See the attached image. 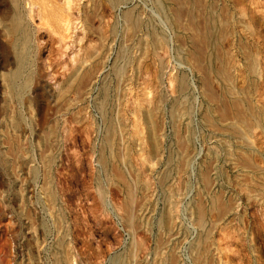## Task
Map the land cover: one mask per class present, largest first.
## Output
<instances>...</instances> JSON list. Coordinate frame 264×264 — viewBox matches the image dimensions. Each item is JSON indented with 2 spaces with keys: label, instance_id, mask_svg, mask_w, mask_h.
Returning a JSON list of instances; mask_svg holds the SVG:
<instances>
[{
  "label": "rangeland",
  "instance_id": "rangeland-1",
  "mask_svg": "<svg viewBox=\"0 0 264 264\" xmlns=\"http://www.w3.org/2000/svg\"><path fill=\"white\" fill-rule=\"evenodd\" d=\"M66 1L50 2L51 6L56 3L53 7L66 6L64 13L70 19L66 38L52 31L53 25H59L57 21L52 20L50 25L43 23L39 15L37 18L38 7L36 17L27 21L33 35L28 64L17 83L21 88L29 78L23 91L15 93L7 82V74L16 67L14 62L8 69L0 66V264H264V0H202L203 9L194 4V13H200L195 16V24L199 20L208 25V30L203 24L196 25L201 30L198 41L175 22L172 10L178 6L174 0H70L69 10ZM221 9L228 13L223 10L226 14H221ZM230 11L231 16H227ZM229 16L234 19L230 21ZM3 19L0 33L6 36L3 27L9 21ZM218 21L230 26L222 24L228 27L220 28ZM241 21L253 27H242ZM178 35L185 39L179 40ZM245 51L252 53L251 57L247 55L250 59ZM194 57L201 60L200 66L192 61ZM226 57L230 61L226 62ZM253 64H258V70L252 68ZM214 68L216 73L211 71ZM251 69L257 73L250 74ZM221 71L227 72L225 76ZM201 72L207 81L201 80ZM205 82L210 86L206 87ZM232 83L235 88H230ZM202 86L208 91L204 92ZM207 88H215L212 92L216 96H209ZM240 90H245V95ZM231 94L237 99H231L233 104L229 103ZM222 97L227 102L221 101ZM237 103L244 109L250 106L254 112L245 124L234 118L236 110L231 106ZM208 112L212 122L206 116ZM217 113L226 115L225 119ZM151 119H156V124ZM237 125L240 136L236 135ZM150 128L158 134L156 145L161 143L156 153ZM247 139L254 144H247ZM251 173L256 175L252 177ZM244 177L245 185L241 179Z\"/></svg>",
  "mask_w": 264,
  "mask_h": 264
},
{
  "label": "bare ground",
  "instance_id": "bare-ground-1",
  "mask_svg": "<svg viewBox=\"0 0 264 264\" xmlns=\"http://www.w3.org/2000/svg\"><path fill=\"white\" fill-rule=\"evenodd\" d=\"M52 0H24V2H23V0H0V16H1V18H4V19H8V21L9 22H7L6 23V25H5V27H3V28H6V31H7V34H6V36H4L3 34L1 35V33H0V35L2 36V37H4V39L3 38H1L0 37V66L3 68V69H8V67H10L11 65H12V63L14 62V64L16 65V67L14 68V69H10L11 71L7 74V82H8V85H10V87H11V89L13 90V91H15V93L16 92H21V91H23V89L28 85V81H29V78L28 79H26V82L23 84V85H21V88H18V84L17 83H19L18 82V79L23 75V71H24V66H25V64H28L27 62H28V48H29V44H30V41H32L31 40V35H33V33L32 34H30V31H29V27L27 26V21L29 20L30 22H31V20H33V18H34V16L36 17V15L35 14H37V18H38V15L40 16L39 17V19L41 18V20H42V22L44 23V22H46V24L47 23H49L50 24V22L53 20V21H57L58 23H59V25H57V23H56V25H57V27H56V25L54 26L53 25V32L55 33V32H57L60 36L59 37H62V39L65 37V35H67L65 32L69 29V24H70V19H69V17L67 16V13L65 14L64 12L66 11V6H65V11H64V9L61 7V5L59 6V4H58V6L57 7H53V6H51L50 5V2H51ZM118 1V0H117ZM160 1H164V0H160ZM168 1V0H167ZM172 1V0H171ZM175 1V3L177 4V6L179 7V9H178V7H177V9H176V11L173 9V8H171V9H173L172 11H174V17H175V22L178 24V25H180L182 28L181 29H183V30H185V31H187L188 33H189V35H191V37L193 38V39H196V38H198V36H199V34H198V30H200L197 26H198V24L200 23L199 22V20H198V22H197V24H195V16L199 13V10H198V8H197V10H198V13L197 14H195L194 13V11L196 10V7L195 6H197V5H203V4H201L202 3V0H195V1H192V2H190V0L189 1H187V0H174ZM173 1V2H174ZM204 1V0H203ZM206 1V0H205ZM208 1V0H207ZM215 1V0H214ZM213 1V2H214ZM159 2V1H158ZM164 2H166V1H164ZM163 2V3H164ZM168 2H170V1H168ZM167 2V3H168ZM209 2V1H208ZM212 2V1H211ZM210 2V3H211ZM30 3V4H29ZM59 3V2H58ZM64 3V2H63ZM67 3V4H66ZM69 3H70V0H67L66 2H65V4L68 6V10H69V8H70V5H69ZM215 3V2H214ZM217 3H218V5L220 6V3L217 1ZM28 4V6H30V7H26V5ZM65 4H63L62 6H64ZM159 4V3H158ZM194 4H195V6H194ZM213 4V3H212ZM171 5H172V3H171ZM56 6V5H55ZM159 6V5H158ZM176 5H174V8H176L175 7ZM198 6V7H199ZM200 6V7H201ZM206 6V5H205ZM208 6V5H207ZM215 6H217V5H215ZM35 7L37 8L38 7V11L35 9ZM212 7H213V5H212ZM218 7V6H217ZM26 8H29L28 10L26 9ZM160 9H161V7H159ZM202 9H203V6L201 7ZM206 9H207V7H205ZM209 8V7H208ZM220 8H221V6H220ZM223 8V7H222ZM35 9V10H34ZM166 11H167V8H164ZM200 9V8H199ZM201 9V10H202ZM214 9V8H213ZM218 9H219V7H218ZM222 10V9H221ZM224 10V12H226L225 11V9H223ZM223 10H222V12H221V14H224L223 13ZM37 11V13H35L34 14V12H36ZM207 11H208V9H207ZM212 11V10H211ZM215 11H218V10H215ZM242 11V10H241ZM241 11H240V15H241ZM244 11V10H243ZM67 12V11H66ZM164 12V11H163ZM169 12H170V10H169ZM219 12V11H218ZM238 12L239 11H237V15H238ZM133 13V12H132ZM167 13V12H166ZM171 13V12H170ZM173 13V12H172ZM202 13V12H201ZM205 13H206V11H205ZM215 13V12H214ZM217 13V12H216ZM220 13V12H219ZM226 13H228V11L226 12ZM225 13V14H226ZM230 13H231V11L229 12V14H227V16L228 15H230ZM246 13V12H245ZM70 14V13H69ZM129 14H131V13H129ZM128 14V15H129ZM206 14H208V13H206ZM221 14H219L220 15V17H222V18H224L223 16H221ZM224 14V15H225ZM247 14V13H246ZM71 15V14H70ZM69 15V16H70ZM127 15V16H128ZM133 15H134V13H133ZM132 15V16H133ZM172 15V14H171ZM199 15H200V13H199ZM218 15V16H219ZM127 16H126V19H127ZM214 16V15H213ZM212 16V18H214ZM231 16V15H230ZM229 16V18L231 19V17ZM245 16V15H244ZM134 17H135V15H134ZM202 17H204V15L202 16ZM207 17H209V16H207ZM219 17V18H220ZM237 17V16H236ZM242 16H240V18H241ZM247 17V16H246ZM248 17H249V15H248ZM0 18V19H1ZM171 18V17H170ZM169 18V19H170ZM198 18V17H197ZM197 18H196V21H197ZM217 18V17H216ZM222 18H221V20H222ZM227 18V17H226ZM238 18V17H237ZM237 18H235L236 19V21H237ZM255 18V17H254ZM3 19V20H4ZM130 20H131V18H129ZM134 20V22H135V18H133ZM201 19V18H200ZM203 19L204 18H202L201 19V21H203ZM208 19V18H207ZM228 19V18H227ZM229 19V20H230ZM232 19H234V18H232ZM232 19L230 20V21H232ZM242 19V18H241ZM246 19H248V18H246ZM35 20H37V19H35ZM34 20V21H35ZM220 20V21H221ZM225 21H226V19H224ZM224 20H222V21H224ZM245 20V19H244ZM249 20V19H248ZM256 20V19H255ZM1 21V20H0ZM129 21V20H128ZM137 21V20H136ZM169 21H172V20H169ZM206 21V20H205ZM209 21V20H208ZM211 21H213L212 19H211ZM210 21V22H211ZM215 21V20H214ZM224 21V22H225ZM234 21V20H233ZM238 21H239V19H238ZM242 21H243V19H242ZM241 21V22H242ZM204 22V21H203ZM219 22V21H218ZM240 22V21H239ZM246 22V21H245ZM250 22V21H249ZM253 22V21H252ZM135 23H138V22H135ZM172 24L174 23V22H171ZM206 23V22H205ZM209 23V22H208ZM219 23H221V22H219ZM229 24H230V22H228ZM244 22H242L241 23V25L243 24ZM3 24V23H2ZM1 24V25H2ZM30 24V23H29ZM38 24V23H37ZM40 24V23H39ZM54 24H55V22H54ZM200 24H203V23H200ZM214 24V23H213ZM222 24H227V23H221V25H220V28H221V26H227V25H222ZM249 23H247L246 25L245 24H243L242 25V27H244V25L247 27V28H249V27H251L252 26V24H251V26L249 25V27L247 26ZM0 25V26H1ZM32 25V24H31ZM42 25V24H41ZM45 25V24H44ZM50 25H52V24H50ZM174 25H175V23H174ZM197 25V26H196ZM207 25V24H206ZM30 26V25H29ZM39 26V25H38ZM135 26V25H134ZM133 26V27H134ZM138 26V25H137ZM203 26H204V24H203ZM208 26V25H207ZM206 26V27H207ZM228 26H230V25H228ZM227 26V27H228ZM31 27V26H30ZM47 27H49V25H47ZM205 27V26H204ZM203 27V28H204ZM205 27V28H206ZM210 27V26H209ZM208 27V28H209ZM213 27H215V26H213ZM253 27V26H252ZM1 28V27H0ZM179 28V27H178ZM200 28H202L201 27V25H200ZM204 28V29H205ZM210 28H212V27H210ZM31 29V28H30ZM49 29H50V27H49ZM207 29V28H206ZM219 29V28H218ZM222 29H223V27H222ZM225 29V28H224ZM175 30H177L176 28H175ZM182 30V31H183ZM203 30V29H202ZM208 30V29H207ZM211 30V29H210ZM213 30V29H212ZM226 31H228L229 29H225ZM224 30V31H225ZM253 30V29H252ZM2 31V30H1ZM0 31V32H1ZM32 31V30H31ZM34 31V30H33ZM32 31V32H33ZM136 31V30H135ZM135 31H133V33L135 32ZM179 31H180V28H179ZM201 31V30H200ZM216 31H218L217 30V28H216ZM219 31H220V29H219ZM223 31V30H222ZM231 31V30H230ZM229 31V32H230ZM249 31V30H248ZM251 31V30H250ZM254 31V30H253ZM186 32V33H187ZM212 32V31H211ZM228 32V33H229ZM255 32V31H254ZM3 33V32H2ZM132 33V32H131ZM133 33H132V35H133ZM179 33V32H178ZM182 33V32H181ZM180 33V34H181ZM200 33V32H199ZM204 33H207L206 31H204ZM204 33H202V34H204ZM209 33V35H210V31L208 32ZM218 33V32H217ZM220 33V32H219ZM231 33V32H230ZM253 33V32H252ZM155 35V34H154ZM200 35H201V33H200ZM220 35H221V33H220ZM223 35H225V34H223ZM223 35H222V37H223ZM68 36V35H67ZM66 36V37H67ZM156 36V35H155ZM210 36H212V35H210ZM216 36H218L217 38H220L219 37V34L217 35L216 34ZM65 37V38H66ZM129 37H130V35H129ZM159 37V36H158ZM180 37V35H178V38ZM187 37V36H186ZM190 37V38H191ZM204 37H205V35H204ZM214 37H215V34H214ZM225 37H228V34L226 33V36ZM182 38H184L185 39V37H184V35L182 36ZM182 38H179V40H182ZM202 38H203V36H202ZM201 38V39H202ZM208 37L206 36L205 37V39H207ZM61 39V38H60ZM61 39V40H62ZM130 39V38H129ZM160 39V38H159ZM158 39V40H159ZM161 39H162V37H161ZM187 39H189V36L187 37ZM226 39V38H225ZM225 39H223V40H225ZM131 40V39H130ZM155 40V39H154ZM178 40V39H177ZM178 40V41H179ZM197 41H198V39H196ZM195 40V41H196ZM208 40H211V38L210 39H208ZM218 40V39H217ZM221 40H222V38H221ZM132 41H134L133 40V36H132ZM132 41H131V43L130 44H132ZM152 41H153V39H152ZM157 41V40H156ZM161 41V40H160ZM185 41V40H184ZM192 41V40H191ZM194 41V40H193ZM197 41L195 42V43H197ZM206 41V40H205ZM212 41H213V39H212ZM164 42V41H163ZM208 42V41H207ZM206 42V43H207ZM217 42V41H216ZM215 42V43H216ZM220 42H222V41H220ZM219 42V43H220ZM161 43V42H160ZM182 42H180L179 44H181ZM200 43V42H199ZM198 43V44H199ZM215 43L213 42V44H212V47L213 46H215ZM32 44V43H31ZM152 44H154V42L152 43ZM164 44H165V42H164ZM183 44V43H182ZM223 44V43H222ZM157 45V44H156ZM186 44H184V46H185ZM195 45V44H194ZM197 45V44H196ZM200 45H202V43L200 44ZM204 45V44H203ZM218 45V44H217ZM221 45V44H220ZM154 46V45H153ZM161 46V49H162V45H160ZM160 46H158V47H160ZM178 46V45H177ZM183 46V47H184ZM191 46V45H190ZM157 47V46H156ZM156 47H155V50H156ZM203 47V49H204V46H202ZM202 47H201V49H202ZM206 47V46H205ZM209 47V46H208ZM154 48V47H153ZM165 48H166V46H165ZM164 48V49H165ZM179 48V47H178ZM181 49H182V47H180ZM179 48V49H180ZM192 48V47H191ZM197 48V47H196ZM159 49V48H158ZM163 49V50H164ZM188 49H190V47H188ZM187 49V50H188ZM199 50L198 49V51H203V50ZM205 49H207V48H205ZM204 49V50H205ZM209 49L210 48H208V51H209ZM217 49V47L215 48V50ZM218 49H219V47H218ZM160 50V49H159ZM187 50H184V53H185V51H187ZM192 50V49H191ZM195 50V49H194ZM220 50V49H219ZM223 48H222V50H220V52L222 51L223 52ZM245 50V49H244ZM197 51V50H196ZM211 51V50H210ZM218 51V50H217ZM217 51H215V53L217 52ZM246 51H249V50H247L246 49ZM245 51V55L247 56V55H250V57H251V54H247V52ZM31 52V51H30ZM156 52V51H155ZM158 52V51H157ZM165 53H166V51H164ZM182 52V51H181ZM180 52V53H181ZM191 52V51H190ZM189 52V53H190ZM193 52V51H192ZM204 52V51H203ZM220 52H218V53H220ZM250 52V51H249ZM159 53H160V51H159ZM195 54H196V52H194ZM198 53V52H197ZM201 54H204V53H202V52H200ZM211 53V52H210ZM214 53V52H213ZM194 54V55H195ZM201 54H200V56H201ZM207 54V53H206ZM223 53H221V56H223L222 55ZM225 54H226V56H227V52H225ZM255 54V53H254ZM184 55V54H183ZM186 55V54H185ZM184 55V56H185ZM188 55V54H187ZM199 55V54H198ZM198 55H195V56H197V57H199ZM228 55H231V54H228ZM257 55V54H256ZM163 56H164V54H163ZM192 56V54L190 55V57ZM205 56V55H204ZM207 56H208V54H207ZM211 56H212V54H211ZM211 56H209V58L211 57ZM218 56V55H217ZM254 56V55H253ZM252 56V58H254ZM259 56V55H258ZM257 56V58L259 59V57ZM197 57H194L195 58V60H194V58H193V60L192 61H194L195 62V64L196 65H199V64H201V60L200 59H202V57L199 59V58H197ZM206 57V56H205ZM228 57V56H227ZM226 57V58H227ZM248 57V56H247ZM250 57H248L249 59H250ZM164 58V57H163ZM185 58V57H184ZM211 58H213V57H211ZM217 58V57H216ZM225 58V57H224ZM251 58V59H252ZM257 58H255V59H257ZM261 58V57H260ZM188 59V58H187ZM223 59V58H222ZM232 59H233V57H232ZM246 59V58H245ZM249 59H246V60H248V61H251V60H249ZM205 60V59H204ZM228 60L230 61V59H228L227 58V61L226 62H228ZM162 61V60H161ZM192 61H190V62H192ZM214 61V60H213ZM218 61H219V59H218ZM203 62H206V61H203ZM215 62V61H214ZM231 62H233V60L231 61ZM253 62H255V61H253ZM187 63V62H186ZM216 63V62H215ZM234 63V62H233ZM251 63V62H250ZM258 63V62H257ZM13 64V65H14ZM187 64H189V63H187ZM203 64V63H202ZM210 64V63H209ZM222 64H224V62L222 63ZM191 65H192V63H191ZM213 65V64H212ZM216 65V64H215ZM225 65V64H224ZM223 65V66H224ZM228 65V64H227ZM232 65H234V64H232ZM247 65H249V64H247ZM200 66V65H199ZM208 66V65H207ZM219 66H220V64H219ZM219 66H218V68H219ZM223 66H221V67H223ZM246 66V65H245ZM252 66V68L254 69L255 68V70H256V68H257V66H258V64H257V66L256 65H251ZM260 66V65H259ZM12 67V66H11ZM203 67V66H202ZM220 67V68H221ZM227 67V66H226ZM229 68H230V66H228ZM246 67H248V66H246ZM194 68V67H193ZM195 68H196V66H195ZM198 68V67H197ZM201 68V67H200ZM213 68V67H212ZM216 68V67H215ZM213 69V70H211V71H216L217 72V70L216 69ZM224 68V67H223ZM222 68V69H223ZM231 68H232V66H231ZM236 68V67H235ZM251 68V67H250ZM120 69V68H119ZM205 69V68H204ZM208 69V68H207ZM207 69H206V71L205 72H207ZM227 69V71H228V68H226ZM226 69H225V71H226ZM253 69H251L250 70V74H252L251 72H254L255 70H253ZM197 70V69H196ZM209 70V69H208ZM220 70V69H219ZM224 70V69H223ZM231 70V69H230ZM230 70H229V72H230ZM248 70V69H247ZM253 70V71H252ZM257 70H258V68H257ZM260 70V69H259ZM198 71L199 70H197V73H198ZM214 71V72H215ZM232 71V70H231ZM2 72V71H1ZM215 72V73H216ZM221 72H223V71H221ZM233 74H234V69H233ZM231 72V73H232ZM200 73V72H199ZM198 73V75H200ZM201 73H203V72H201ZM212 73V72H211ZM224 73V76H225V73H227V72H223ZM223 73H222V76H223ZM231 73H229V74H231ZM255 73V72H254ZM257 73V72H256ZM255 73V74H256ZM208 74V73H207ZM219 74H221V73H219ZM229 74H226V75H229ZM258 74H259V72H258ZM258 74H257V76H258ZM116 75H117V72H116ZM115 75V76H116ZM124 75V74H123ZM209 75V74H208ZM211 75V74H210ZM178 77H179V75H177ZM203 76H204V73H203ZM202 76V77H203ZM212 76H213V74H212ZM216 76H219L218 75V73H217V75ZM223 76V77H224ZM233 76V75H232ZM254 76V75H253ZM123 77V76H122ZM199 77H201V76H199ZM207 77V76H206ZM215 77V76H214ZM213 77V78H214ZM1 78H2V76H1ZM23 77H21V79H22ZM92 78V77H91ZM173 78V77H172ZM177 78V77H176ZM176 78H174V80L176 79ZM205 78V76L203 77V78H201V80L203 79V81L206 79H204ZM209 78V77H208ZM217 78V77H216ZM222 77H220V79H221ZM226 78V77H225ZM233 78H235V77H232V79ZM255 78V77H254ZM4 79V78H3ZM6 79V78H5ZM4 79V80H5ZM171 79V78H170ZM224 79V78H223ZM20 80V79H19ZM89 80H90V78H89ZM173 80V79H172ZM171 80V82H173ZM185 80V79H184ZM183 80V81H184ZM209 80V79H208ZM211 80V79H210ZM209 80V81H210ZM214 80V79H213ZM217 80H218V78H217ZM222 80V79H221ZM176 81V80H175ZM178 81V80H177ZM183 81H181L182 82V84H183ZM206 81H207V79H206ZM212 81V80H211ZM230 81H231V78H230ZM234 81V80H233ZM7 82H5V83H7ZM21 82H22V80H21ZM179 82V81H178ZM202 82V81H201ZM200 82V83H201ZM214 81H212V85L213 84H215V83H213ZM224 82V81H223ZM232 82V81H231ZM177 83V82H176ZM206 83L207 82H205L204 83V85L206 86ZM218 83H219V81H218ZM174 84V83H173ZM202 84H203V82H202ZM208 84H210V83H208ZM229 85L231 84V83H228ZM7 85V84H6ZM201 85V84H200ZM203 85V86H204ZM217 85V84H216ZM222 85H224V84H221V86ZM226 85H227V83H226ZM225 85V86H226ZM232 87L230 86V88H235L236 86H235V83H232ZM249 85H251V84H248V86ZM253 85V84H252ZM0 86H2L1 85V81H0ZM184 86H185V84H184ZM183 86V87H184ZM203 86H202V89H205V88H203ZM208 87L210 86V85H207ZM206 86V87H207ZM174 87V86H173ZM180 87H182V86H180ZM218 87H219V84H218ZM229 87V86H228ZM212 88V87H211ZM223 88V87H222ZM105 89V88H104ZM107 89V88H106ZM178 89V88H177ZM182 89V88H181ZM180 89V91H182ZM201 89V88H200ZM207 89H209V88H207ZM214 89V92H216V90H215V88H213ZM212 89V90H213ZM224 89H225V87H224ZM249 89V88H248ZM248 89H247V91H248ZM210 90V89H209ZM212 90H210V94H209V96L211 95L212 96V94H213V92H212ZM217 90H219V88H217ZM229 90V88H227V91ZM246 90V89H245ZM245 90L244 91H242V90H240V91H242L243 93H244V95H245ZM6 91H8L7 89H6ZM10 91V90H9ZM8 91V92H9ZM106 90H104V92H105ZM174 91H175V88H174ZM173 91V92H174ZM180 91H179V93H180ZM187 91V90H186ZM208 91V90H207ZM206 91V89L204 90V92H207ZM224 90H222V92H223ZM235 91V90H234ZM233 91V92H234ZM237 91H238V88H237ZM4 92V91H3ZM11 92V91H10ZM26 92V91H25ZM184 92V91H183ZM204 92L202 93V95L204 94ZM231 91H229V92H227L228 94L230 93ZM239 92V91H238ZM7 93V92H6ZM15 93H13V94H11V95H14ZM212 93V94H211ZM219 93V91H217V94ZM225 93V92H224ZM232 93V92H231ZM5 94V93H4ZM23 94V93H22ZM175 94H176V92H175ZM185 94V93H184ZM216 94V93H215ZM220 94V93H219ZM219 94L217 95V97L219 96ZM223 94V93H222ZM233 94V93H232ZM230 95L231 97L233 96V97H235L234 95ZM235 94H237V93H235ZM240 94V93H239ZM8 95H9V93H8ZM8 95H7V97H8ZM25 95V94H24ZM207 95V94H206ZM214 95V94H213ZM223 95H225V94H223ZM238 95V94H237ZM241 95V94H240ZM239 95V96H240ZM0 96H1V92H0ZM107 96V95H106ZM146 96H147V94H146ZM175 96V95H174ZM179 96V95H178ZM177 96V97H178ZM204 96V95H203ZM216 95H214L213 97H215ZM227 96V95H226ZM23 97H25V96H23ZM148 97H150L149 95H148ZM158 97V96H157ZM213 97H211V98H213ZM221 97V96H220ZM224 97V96H223ZM221 98V99H223V100H221V101H225L224 100V98ZM229 97V96H228ZM227 97V98H228ZM233 97L232 98H230V100L231 99H233ZM243 97V96H242ZM0 98H2V97H0ZM147 98V97H146ZM176 98V97H175ZM210 98V97H209ZM211 98H210V101L211 102H213L212 100H211ZM229 98H228V100H229ZM103 99H105L104 98V96H103ZM102 99V100H103ZM151 99V98H150ZM154 99V98H153ZM156 99V98H155ZM154 99V100H155ZM159 99V98H158ZM180 99V98H179ZM206 99H207V97H206ZM216 99V98H215ZM217 99H219V98H217ZM216 99V101H218ZM239 99H241V98H239ZM243 99V98H242ZM2 100V99H1ZM148 100H149V98H148ZM177 100H178V98H177ZM177 100L175 99V100H173L174 102L176 101L177 102ZM182 100V99H181ZM207 100H209V99H207ZM207 100H206V104H207ZM214 100V99H213ZM220 100V99H219ZM235 99H233V101H234ZM237 100V99H236ZM235 100V101H236ZM245 100V99H244ZM4 101V100H3ZM28 101V100H27ZM143 101V100H142ZM145 101H146V99H145ZM151 101V100H150ZM216 101H215V103H216ZM238 101H240V100H238ZM246 101V100H245ZM244 101V102H245ZM248 101V100H247ZM246 101V102H247ZM158 102H160V101H158ZM175 102V103H176ZM187 103H188V101H186ZM209 102V101H208ZM225 102H227V101H225ZM243 102V101H242ZM243 102V103H244ZM148 103H149V101H148ZM155 103H156V101H155ZM173 103V102H172ZM174 103V104H175ZM184 103H185V101H184ZM187 103H185V104H187ZM229 103H231V104H233L232 103V100H231V102H229ZM240 103H241V101H240ZM252 103H254L253 102V100H252ZM102 104V103H101ZM139 104V103H138ZM150 104V103H149ZM157 104V103H156ZM160 104H161V102H160ZM205 104V105H206ZM210 104V106H211V104L212 103H209ZM209 104H207V105H209ZM213 104H214V102H213ZM218 104V103H217ZM221 103H219V105H220ZM242 104V103H241ZM151 105H153V104H151ZM171 105V104H170ZM215 105V104H214ZM222 105V104H221ZM225 105V104H224ZM227 105V104H226ZM225 105V107H227ZM253 105H256V104H253ZM252 105V106H253ZM157 106H159L158 104H157ZM175 106V105H174ZM177 106H178V104H177ZM185 106V105H184ZM184 106H181L180 105V107L181 108H184ZM244 106V105H243ZM247 106V108H241L240 106H239V104L237 103V104H235L234 106H231V107H233L236 111H235V117L234 118H236L237 119V122H238V120H240L242 123H246V121H247V116L249 115V114H254V112L252 111V108L250 107V106H248V105H246ZM150 107H152L153 108V106H150ZM160 107V106H159ZM159 107L157 108V110L159 109ZM179 107V108H180ZM187 107V106H186ZM215 107V106H214ZM217 107H219V106H217ZM254 107H257V105L256 106H254ZM210 109H212L211 107H209ZM221 108V107H220ZM230 108V107H229ZM229 108H227V110L229 109ZM232 108V109H233ZM136 109H137V107H136ZM148 109V108H147ZM150 109V108H149ZM175 109V108H174ZM188 109H190V107L188 108ZM188 109H187V111H188ZM226 109V108H225ZM257 109V108H256ZM259 109V108H258ZM258 109H257V112H258ZM261 109V108H260ZM138 110V109H137ZM154 110V109H153ZM160 110V109H159ZM171 110V109H170ZM179 110V109H178ZM180 110H182V109H180ZM191 110V109H190ZM213 110V109H212ZM220 110V109H219ZM255 110V109H254ZM150 111V110H149ZM172 111H173V108H172ZM184 111V110H183ZM185 111H186V109H185ZM203 111H205L206 112V110H203ZM151 112V111H150ZM157 112V111H156ZM156 112H153V113H156ZM176 113V111H173V113ZM220 112V111H219ZM218 112V113H219ZM227 112L228 111H226L225 110V112L224 113H226L227 114ZM255 112H256V110H255ZM255 113V114H258V113ZM259 112H260V110H259ZM172 113V114H173ZM209 113V115H206V116H208V117H210L211 115H210V112H208ZM212 113V112H211ZM214 113V112H213ZM218 113H217V115H218ZM221 113V112H220ZM223 113V114H224ZM231 113V112H230ZM229 113V114H230ZM263 113V112H262ZM148 114V113H147ZM158 114V113H157ZM157 114H155V115H157ZM184 114H186V113H184L183 112V116H184ZM190 114V113H189ZM188 114V115H189ZM204 114H206V113H204ZM232 114V113H231ZM231 114H230V116H231ZM234 114L232 115V116H234ZM180 115V114H179ZM220 115V116H219ZM218 116L219 117H221L222 115L221 114H219ZM260 115V114H259ZM259 115H258V117H259ZM263 115V114H262ZM146 116H148V115H146ZM150 116V115H149ZM153 116H154V114H153ZM203 116V115H202ZM217 116V117H218ZM227 116H228V114H227ZM229 116V117H230ZM231 116V117H232ZM151 117H152V115H151ZM150 117V118H151ZM174 117V116H173ZM178 117H180V116H178ZM182 117V116H181ZM218 117V118H219ZM224 117V119H225V117H226V115L225 116H223ZM223 117H221V119L223 118ZM228 117V118H229ZM249 117V116H248ZM251 117V116H250ZM257 117V119H259ZM261 117V116H260ZM263 117V116H262ZM262 117H261V119H262ZM149 118V117H148ZM153 118V117H152ZM233 118V119H234ZM178 119V118H177ZM183 119V118H182ZM205 119V118H204ZM211 119V117L208 119L209 121H211L210 120ZM213 119V121L215 120L214 118H212ZM229 119H231V118H229ZM236 119H234V120H236ZM261 119H259V120H261ZM152 120H154V119H151V121ZM156 120V119H155ZM155 120L153 121L154 122V124H156L155 123ZM207 120V121H208ZM226 120L228 121V119L226 118ZM248 120L250 121V119L248 118ZM263 120V119H262ZM149 121V120H148ZM147 121V122H148ZM207 121H205V122H207ZM222 121V120H221ZM223 121H225V120H223ZM264 121V120H263ZM262 121V122H263ZM123 122V121H122ZM152 122V123H153ZM157 122V121H156ZM174 122H176V121H174ZM182 122V121H181ZM180 122V123H181ZM204 122V123H205ZM212 122V121H211ZM211 122H210V124H211ZM230 122V121H229ZM235 122V121H234ZM111 123H113L112 121H111ZM182 123H185V122H182ZM214 124H216V122L214 121L213 122ZM218 123H221V122H218ZM231 123V122H230ZM256 123V122H255ZM259 123H261V122H259ZM258 123V124H259ZM109 124H110V122H109ZM135 124V123H134ZM209 124V123H208ZM208 124H207V126H208ZM232 124V123H231ZM247 124H250V123H247ZM111 125V124H110ZM114 124H112V126H113ZM137 125V124H136ZM175 125H177V123L175 124ZM184 125V124H183ZM227 125V124H226ZM252 125H253V123H252ZM252 125H248L249 127L250 126H252ZM117 126V125H116ZM138 126V125H137ZM154 126V125H153ZM157 126H158V124H157ZM188 126V125H187ZM186 126V127H187ZM211 126H214V125H211ZM221 126H223L222 124H221ZM225 126V125H224ZM239 125H237V127H238ZM244 126H246V125H244ZM111 127V126H110ZM114 127H115V125H114ZM152 127V126H151ZM156 126H154V128H155ZM159 127V126H158ZM177 127V126H176ZM190 127V126H189ZM188 127V128H189ZM219 127V126H218ZM247 127V126H246ZM253 127V126H252ZM251 127V128H252ZM263 127V126H262ZM113 128V127H112ZM116 128V127H115ZM153 128V127H152ZM212 128H214V127H211V129ZM236 128V127H235ZM234 128V129H235ZM242 128V127H241ZM244 128V127H243ZM242 128V129H243ZM107 129V128H106ZM117 129V128H116ZM123 129V128H122ZM137 129V128H136ZM140 129V128H139ZM159 129V128H158ZM178 129V128H177ZM233 129V128H232ZM237 129H239V127L238 128H236V131L238 132V130ZM109 130V129H108ZM114 130V129H113ZM138 130V129H137ZM141 130H143V129H141ZM156 130V132H158V130L157 129H155ZM160 130V129H159ZM190 130V129H189ZM218 130V129H217ZM110 131V130H109ZM112 131V130H111ZM116 131V130H115ZM134 131H136V130H134ZM161 131V130H160ZM184 131V130H183ZM187 131V130H186ZM234 131V130H233ZM248 131V130H247ZM118 132V131H117ZM138 132H139V130H138ZM149 132V131H148ZM162 132V131H161ZM219 132H220V129H219ZM222 132V131H221ZM224 132H225V130H224ZM229 132V131H228ZM232 132V131H231ZM244 132H245V130H244ZM113 133H114V131H112V135L111 136H113ZM135 133V132H134ZM242 134H243V132H241ZM249 133L251 134V132L249 131ZM161 134V133H160ZM159 134V140H160V138H161V135ZM190 134V133H189ZM222 134H224V133H222ZM226 134V133H225ZM245 134V133H244ZM243 134V135H244ZM247 134H248V132H247ZM247 134H245V135H247ZM250 134H249V136H250ZM110 135V134H109ZM134 135V134H133ZM138 135V134H137ZM142 135V134H141ZM156 135H158V134H156L155 133V131H154V129H151L150 128V138L152 139V143H153V151H155V153H156V150H157V147H158V145H159V147H160V144H158V145H156V143H155V139L157 140V138H156ZM163 135V134H162ZM185 135V134H184ZM184 135H182V137H185ZM191 135V134H190ZM237 136L239 135V132L236 134ZM117 136V135H116ZM136 136V135H135ZM236 136V137H237ZM240 136V135H239ZM108 137H110V136H108ZM106 138L107 140L108 139H110V138ZM137 137H139V135L137 136ZM146 137V136H145ZM226 136L224 135V137L223 138H225ZM112 138V137H111ZM120 138V137H119ZM124 138V137H123ZM140 138H141V136H140ZM143 138V137H142ZM149 138V137H148ZM187 138V137H186ZM191 138V137H190ZM243 138V137H242ZM244 138H246V137H244ZM243 138V139H244ZM248 138V137H247ZM113 139H114V137L112 138V141H113ZM147 139V138H146ZM180 139V138H179ZM182 140H183V138H181ZM143 140H145L144 138H143ZM191 140V139H190ZM222 140H224V139H222ZM244 140H246V139H244ZM243 140V141H244ZM249 139H247V141H248ZM117 142H118V139L116 140ZM122 141V140H121ZM120 140H119V143L121 142ZM242 141V140H241ZM241 141H240V139H239V142L241 143ZM111 142V141H110ZM161 142V141H160ZM245 142V141H244ZM250 142H251V140H250ZM107 143V142H106ZM108 143H109V140H108ZM142 143H144V142H142ZM158 143H159V141H158ZM182 143H184V142H181V144ZM188 143V142H187ZM223 143V142H222ZM112 145H111V147L113 146V144L114 143H111ZM185 144H186V142H185ZM223 144H225V143H223ZM244 144V143H243ZM247 144H254V143H249V141H248V143ZM108 145V144H107ZM119 144L117 143V146H118ZM125 145V144H124ZM144 145V144H143ZM184 145V144H183ZM227 145V144H226ZM240 145V144H239ZM115 146V145H114ZM222 146V145H221ZM225 146V145H224ZM242 147H243V145H241ZM248 146V145H247ZM246 146V147H247ZM158 147V148H159ZM228 146H226L225 148L229 151V149L227 148ZM248 147H250V146H248ZM109 148V147H108ZM121 148H122V146H121ZM181 148H184V146H182ZM188 148H189V145H188ZM253 148V147H252ZM120 149V148H119ZM230 149H231V147H230ZM247 149V148H246ZM121 150V149H120ZM179 150V149H178ZM189 150H191V149H189ZM225 150V149H224ZM235 150V149H234ZM123 151V150H122ZM180 151H181V149H180ZM182 151H183V149H182ZM251 151V150H250ZM121 152V151H120ZM179 152V151H178ZM192 152V151H191ZM230 152H232V151H230ZM235 152V151H234ZM241 152V151H240ZM7 153V152H6ZM154 153V152H153ZM181 153H183V152H181ZM188 153H190V151H188ZM194 153V152H193ZM192 153V154H193ZM121 154V153H120ZM123 154V153H122ZM179 154H180V152H179ZM227 154H228V152H227ZM240 154H242V153H240ZM240 154H235V155H240ZM155 155V154H154ZM158 155V154H157ZM160 155V154H159ZM181 155V154H180ZM186 155H188V154H186ZM242 155H244V153L242 154ZM101 156V155H100ZM156 156V155H155ZM234 156V155H233ZM241 156V155H240ZM239 156V157H240ZM1 157V156H0ZM180 157H182V156H180ZM249 157V156H248ZM248 157H243V158H248ZM120 158H122V157H120ZM193 158V157H192ZM234 158H235V156H234ZM250 158V157H249ZM4 159V158H3ZM183 160V159H182ZM182 160H180V161H182ZM186 160V159H185ZM185 160H183V162L185 161ZM192 160V159H191ZM236 160V159H235ZM239 160H240V158H239ZM242 160V162H243V159H241ZM1 161V160H0ZM179 161V162H180ZM190 161V160H189ZM188 161V162H189ZM237 161V160H236ZM249 161H251V160H249ZM5 162V161H4ZM179 162H178V164H179ZM235 161H233V163H234ZM239 162V161H238ZM247 162H248V160H247ZM247 162H245V163H247ZM252 162V161H251ZM185 163V162H184ZM4 164V163H3ZM177 164V163H176ZM239 164V163H238ZM244 164V163H243ZM241 165V164H240ZM249 165V164H248ZM251 165V164H250ZM253 165V164H252ZM188 166V165H187ZM245 166V165H244ZM243 166V167H244ZM173 167V166H172ZM177 167H181L180 165H178ZM176 167V168H177ZM213 167V166H212ZM239 167V166H238ZM237 167V168H238ZM251 167H253V166H251ZM256 168H258L257 167V165L255 166ZM237 168H235V169H237ZM263 168V167H262ZM175 169V168H174ZM245 169V168H244ZM248 169V168H247ZM250 169V168H249ZM254 169V168H253ZM212 170V169H211ZM242 170V169H241ZM258 170H261V169H258ZM264 170V169H263ZM248 171V170H247ZM250 171H251V169H250ZM250 171H249V173H250ZM256 171V170H255ZM255 171H253V172H255ZM183 172H184V170H183ZM186 172V171H185ZM184 172V173H185ZM239 172V171H238ZM243 172H244V170H243ZM263 171L261 170V172H259L260 174L262 173ZM176 173H177V171H176ZM208 173V172H207ZM241 173V172H240ZM240 173H238L239 175H240ZM245 173H246V169H245ZM244 173V174H245ZM177 174H180V173H177ZM206 174V173H205ZM252 174V173H251ZM263 174V173H262ZM261 174V175H262ZM183 175V174H182ZM253 175H256L255 173L254 174H252L251 176L253 177ZM260 175V176H261ZM244 176V175H243ZM242 176V177H243ZM258 177V178H262V177ZM179 177H181L182 178V176H179ZM206 176H204V178H205ZM246 177H248V176H246ZM256 177V176H255ZM124 178V177H123ZM166 178V177H165ZM239 178V177H238ZM245 178V177H244ZM244 178H241V179H243L242 181L244 182V181H246V178H245V180H244ZM250 178V177H249ZM263 178H264V176H263ZM206 179V178H205ZM240 179V178H239ZM248 179V178H247ZM255 179V178H254ZM128 180V179H127ZM135 180V179H134ZM250 180V179H249ZM126 181V180H125ZM130 181V180H129ZM128 181V182H129ZM241 181V180H240ZM241 181V182H242ZM251 181H252V179H251ZM131 182V181H130ZM129 182V183H130ZM212 182V181H211ZM249 182V181H248ZM255 182V181H254ZM258 182V181H257ZM257 182H256V184H257ZM263 182V181H262ZM261 182V183H262ZM240 183V182H239ZM251 183V182H250ZM260 183V182H259ZM264 183V182H263ZM241 184V183H240ZM254 184V183H253ZM244 185H245V182H244ZM251 185V184H250ZM125 186H126V184H125ZM211 186V185H210ZM243 186V185H242ZM241 186V187H242ZM257 186V185H256ZM260 186V184L258 185V187ZM263 186V184L261 185V187ZM130 187V186H129ZM131 187H132V185H131ZM130 187V188H131ZM127 188V187H126ZM243 188V187H242ZM257 188V187H256ZM264 188V187H263ZM128 189V188H127ZM180 189V188H179ZM244 189V188H243ZM175 191V190H174ZM245 191V190H244ZM248 191V190H247ZM259 191H260V188H259ZM177 192H179V190L177 191ZM250 192V191H249ZM254 192V191H253ZM175 193V192H174ZM173 192L171 193L172 195L174 194ZM260 193V192H259ZM258 193V191H257V194H259ZM170 194V195H171ZM180 194V193H179ZM167 195V194H166ZM250 195V194H249ZM261 196V195H260ZM259 196V197H260ZM172 197V196H171ZM173 197H174V195H173ZM172 197V198H173ZM218 198V197H217ZM261 198V197H260ZM259 198V199H260ZM215 199V198H214ZM213 199V200H214ZM128 200H130V199H128ZM173 200V199H172ZM216 200V199H215ZM131 202V201H130ZM129 202V203H130ZM132 202H133V200H132ZM172 202V201H171ZM170 205V204H169ZM202 206V204H199V206ZM126 207H128L127 206V204H126ZM173 207V206H172ZM169 208V207H168ZM196 208H199V211L198 212H201L202 211V209L200 208V207H196ZM127 210V209H126ZM168 210V209H167ZM172 210V209H171ZM196 210V209H195ZM132 211H134V210H132ZM135 212V211H134ZM197 212V213H198ZM127 213V212H126ZM133 214V213H132ZM135 214V213H134ZM133 214V215H134ZM200 214V213H199ZM132 215V216H133ZM128 216V215H127ZM197 216V215H196ZM128 217H131V215L129 214V216ZM206 217V216H205ZM204 217V218H205ZM171 218V217H170ZM199 218V217H198ZM202 218V217H201ZM200 218V219H201ZM203 218V219H204ZM130 219H132V217L130 218ZM206 220V219H205ZM128 221H130V220H128ZM198 221V220H197ZM164 222H165V220H164ZM204 222V221H203ZM203 222H200V223H203ZM207 222V221H206ZM205 222V223H206ZM170 223V222H169ZM199 223V224H200ZM207 224V223H206ZM169 225V224H168ZM210 226V225H209ZM208 226V227H209ZM201 227V226H200ZM172 228V227H171ZM201 229V228H200ZM206 229H207V225H206ZM168 230H169V227H168ZM174 230V229H173ZM205 230V229H204ZM204 230H202V231H204ZM201 232V231H200ZM205 232V231H204ZM170 233V232H169ZM206 233H208V232H206ZM204 234V233H203ZM202 234V235H203ZM209 234H210V232H209ZM208 234V235H209ZM206 236V235H205ZM206 237H208V236H206ZM165 238H167V237H165ZM172 238V237H171ZM164 240V239H163ZM172 240V239H171ZM199 240V239H198ZM205 240V239H204ZM204 240H203V243H205L204 242ZM207 240V239H206ZM208 240H209V238H208ZM164 242H166V241H164ZM171 242V241H170ZM169 242V243H170ZM211 243V241H208V242H206L207 244L208 243ZM161 243H162V240H161ZM164 244V243H163ZM167 244V243H166ZM195 245L197 244V242L196 243H194ZM168 245V244H167ZM161 246H163V245H161ZM208 246V245H207ZM167 247V246H166ZM197 246H195V248H196ZM203 247V246H202ZM211 247V246H210ZM161 248V247H160ZM197 249V248H196ZM209 249V248H208ZM163 250V249H162ZM195 249H193V251H194ZM202 250V249H201ZM164 251V250H163ZM211 251V250H210ZM161 252V251H160ZM199 252H200V250H199ZM201 252H204V251H201ZM200 252V253H201ZM169 253H171V252H169ZM198 253V252H197ZM197 253H195V254H197ZM204 253H209V252H204ZM203 253V254H204ZM211 253V252H210ZM209 253V254H210ZM160 254V253H159ZM164 254H166V253H164ZM194 254V255H195ZM209 254H207V256L209 255ZM174 255V254H173ZM205 255V254H204ZM203 255V256H204ZM210 255H212V254H210ZM160 256H162V255H160ZM165 256V255H164ZM201 255H199L198 257H200ZM134 257V256H133ZM132 257V258H133ZM163 257V256H162ZM161 257V258H162ZM209 257V256H208ZM212 257V256H211ZM206 258V257H205ZM159 259H160V257H159ZM163 259V258H162ZM199 259V258H198ZM200 260V259H199ZM209 259H207V261H208ZM210 260H212V259H210ZM206 261V260H205ZM197 263H198V261H196ZM202 263V262H201ZM207 262H205V264H206ZM129 264V263H128ZM199 264V263H198ZM204 264V263H203ZM208 264H209V261H208Z\"/></svg>",
  "mask_w": 264,
  "mask_h": 264
}]
</instances>
